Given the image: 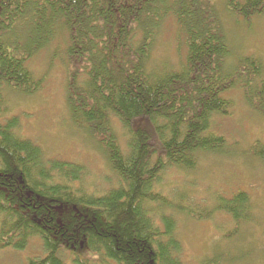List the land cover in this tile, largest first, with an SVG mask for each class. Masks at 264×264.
I'll return each mask as SVG.
<instances>
[{
    "label": "trees",
    "instance_id": "16d2710c",
    "mask_svg": "<svg viewBox=\"0 0 264 264\" xmlns=\"http://www.w3.org/2000/svg\"><path fill=\"white\" fill-rule=\"evenodd\" d=\"M226 4L243 17L264 13V0ZM167 20L183 52L175 68H155L151 52ZM222 31L212 0H0V248L22 251L38 239L43 254L27 264H66L64 253L72 264H184L175 221L161 214L172 207L158 190L162 175L193 172L200 155L223 152L212 121L230 112L235 86L264 117L262 63H229ZM58 48L71 122L99 136L119 180L100 195L84 189L82 166L45 157L15 132V117L2 119L4 89L36 91L42 79L29 60L44 49L62 59ZM215 210L247 221L248 194L219 197Z\"/></svg>",
    "mask_w": 264,
    "mask_h": 264
},
{
    "label": "rangeland",
    "instance_id": "374dc122",
    "mask_svg": "<svg viewBox=\"0 0 264 264\" xmlns=\"http://www.w3.org/2000/svg\"><path fill=\"white\" fill-rule=\"evenodd\" d=\"M212 1L231 50L229 63L253 56L262 63L264 77V13L243 17L228 9L227 0ZM174 32L167 20L157 34L151 52L155 68L177 66L183 47L178 46ZM62 51L58 48L62 59L51 58L53 50L44 49L29 60L35 76L42 79L40 87L28 94L4 89L6 114L2 119L15 117V132L38 145L45 157L82 166L84 189L100 195L117 187L119 180L107 166L99 136L71 122ZM226 97L233 107L226 116H214L212 121L214 132L226 139L223 152L200 155L193 172L169 169L158 184L160 193L172 203L161 214L171 215L175 221L174 236L181 247L178 257L184 264L211 257L218 264H264V154L253 156V147L258 154L264 147V117L247 104L238 86ZM114 128L125 140L120 124ZM238 191L248 194L250 217L235 223L228 214L215 210V205L219 197L230 198ZM41 254L40 241L33 239L22 251L0 248V264H27L29 257ZM62 259L72 264L68 253Z\"/></svg>",
    "mask_w": 264,
    "mask_h": 264
}]
</instances>
